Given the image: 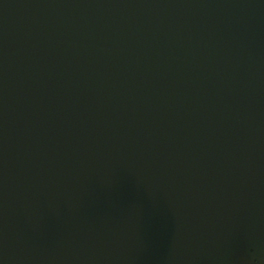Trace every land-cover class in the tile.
Masks as SVG:
<instances>
[{"label":"water","instance_id":"water-1","mask_svg":"<svg viewBox=\"0 0 264 264\" xmlns=\"http://www.w3.org/2000/svg\"><path fill=\"white\" fill-rule=\"evenodd\" d=\"M0 264H264V0H0Z\"/></svg>","mask_w":264,"mask_h":264}]
</instances>
